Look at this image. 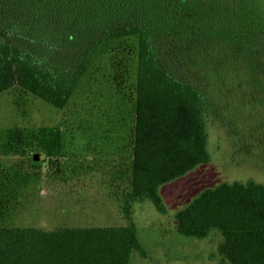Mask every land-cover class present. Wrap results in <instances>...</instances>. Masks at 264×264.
<instances>
[{
	"label": "trees",
	"instance_id": "16d2710c",
	"mask_svg": "<svg viewBox=\"0 0 264 264\" xmlns=\"http://www.w3.org/2000/svg\"><path fill=\"white\" fill-rule=\"evenodd\" d=\"M88 73H104L122 105L131 102L125 153L86 165L67 153L61 127L1 132L0 264H132L134 253L146 255L133 206L150 200L165 213L160 187L211 161L205 116L223 114L226 75L236 76L241 108L264 107L258 0H0V95L21 91L64 109ZM36 149L43 172L29 165ZM87 170L104 171L121 222L70 224L97 208L57 203L53 227L12 223L43 178L68 184ZM175 224L185 237L219 234L220 264H264V184L254 179L202 190Z\"/></svg>",
	"mask_w": 264,
	"mask_h": 264
},
{
	"label": "rangeland",
	"instance_id": "374dc122",
	"mask_svg": "<svg viewBox=\"0 0 264 264\" xmlns=\"http://www.w3.org/2000/svg\"><path fill=\"white\" fill-rule=\"evenodd\" d=\"M258 4L264 16V0H258ZM99 67L103 72L102 62ZM107 78L104 73H88L64 109L21 91L0 95V133L15 126L61 127L70 141L67 153L84 164L92 165L97 158L103 159L101 163L117 160L125 153L122 149L131 131V102L123 106L118 90ZM235 78L227 74L218 86L219 94L224 96L223 114L215 116L209 111L205 116L211 161L160 187L165 213L158 211L150 200L134 204L133 218L146 255L134 253L132 264H220L219 234L207 239L180 235L175 214L202 190L219 183L254 179L264 184V107L252 109L250 101L248 107L241 108L240 94L234 91L238 86ZM256 126L259 129H254ZM36 153L39 160H33ZM45 156L40 149L31 151L29 165L43 172L47 166ZM74 176L68 184L43 178L29 199L24 197V207L12 223L53 227L59 222L57 203L97 208L86 210L84 215H72L67 218L70 224L107 225L122 221L119 203L110 196L111 188L103 170H87Z\"/></svg>",
	"mask_w": 264,
	"mask_h": 264
},
{
	"label": "water",
	"instance_id": "95a60500",
	"mask_svg": "<svg viewBox=\"0 0 264 264\" xmlns=\"http://www.w3.org/2000/svg\"><path fill=\"white\" fill-rule=\"evenodd\" d=\"M34 159H35V160H39V159H40V155H39L38 153H36V154L34 155Z\"/></svg>",
	"mask_w": 264,
	"mask_h": 264
}]
</instances>
